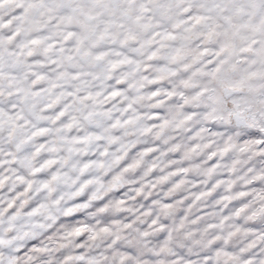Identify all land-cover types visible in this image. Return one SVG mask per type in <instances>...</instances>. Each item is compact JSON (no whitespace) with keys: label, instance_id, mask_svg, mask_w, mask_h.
Instances as JSON below:
<instances>
[{"label":"snow or ice","instance_id":"1","mask_svg":"<svg viewBox=\"0 0 264 264\" xmlns=\"http://www.w3.org/2000/svg\"><path fill=\"white\" fill-rule=\"evenodd\" d=\"M0 264H264V0H0Z\"/></svg>","mask_w":264,"mask_h":264}]
</instances>
